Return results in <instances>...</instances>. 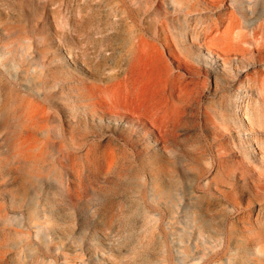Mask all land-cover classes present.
<instances>
[{"label":"rangeland","instance_id":"rangeland-1","mask_svg":"<svg viewBox=\"0 0 264 264\" xmlns=\"http://www.w3.org/2000/svg\"><path fill=\"white\" fill-rule=\"evenodd\" d=\"M40 1L0 0V264H264V104L196 48L258 56L264 0ZM13 90L45 106L25 128L48 140L38 165L5 153ZM106 111L139 121L110 130ZM175 223L200 261L175 260Z\"/></svg>","mask_w":264,"mask_h":264},{"label":"bare ground","instance_id":"bare-ground-1","mask_svg":"<svg viewBox=\"0 0 264 264\" xmlns=\"http://www.w3.org/2000/svg\"><path fill=\"white\" fill-rule=\"evenodd\" d=\"M210 1H215V0H210ZM39 3H41V1ZM88 4H86V5H88ZM77 5H79V4H77ZM211 6H213V5H211L210 2L205 3V7L206 8H210ZM74 9H76V6H75ZM93 9H94V7H93ZM62 16H64V15H62ZM65 17L67 18V16H65ZM82 20H84L83 17L79 21L78 20H73L72 23H73L74 27L78 28L79 30L80 29L83 30V28H85V27H84V24L82 23ZM92 22H94V21H92ZM71 30L72 29H70V31ZM86 31H87V28H86ZM253 32H254V41H253L254 46L253 47H254V49L258 50V52H259L258 56L252 55L253 53L251 54L250 47H248L247 45H238L235 48V52H233V54H232L234 56H230V57H227V58H223V57L221 58L218 52H215L214 50H212V48H216V47L211 41L210 42L209 41H201L200 43H198L196 45V48L200 49V52H202V54H204V59H202L203 60L202 61L203 65L208 66L214 72L215 71L224 72L226 74L227 79L228 78H232V80H233V79L237 78V83H235V84L240 86L241 89L244 90V93L248 94V90L247 89H252L254 92H256L258 94V98L261 101V104L262 103L264 104V62H263L264 61V22L262 21L256 27H254L253 28ZM82 34H83V32H82ZM59 35H61V34H59ZM119 50H120V48H119ZM13 51L15 52V50H13ZM62 52L64 53V56L66 55L65 56L66 57V63L70 66L69 68H70V70L72 71L73 74H78L76 72H80V73L86 74V76L88 74H89V76L93 74L91 66H89V64L87 62L81 61L72 52V49L66 47V48H64L62 50ZM11 55H13V54H11ZM128 58H130V57L128 56ZM133 58L134 57H132L131 59L133 60ZM217 58H221V60H218V62H217ZM261 61H262V63H260V65H259L258 63L261 62ZM129 62H130V60H129ZM41 77H43V76L41 75ZM241 77H242V79H241ZM214 81L218 82V80H216V78L214 79ZM222 81H224V80H222ZM27 91H29V90H27ZM5 109H8L13 114V117L16 118L17 121L19 122V127H16V129L12 132V136L9 138V140L7 142L8 146H6V148H5V150H6L5 153H7L9 155H12V156L21 157L22 159H27L28 161L33 160L34 163L38 165L39 163H37V161H39V159H37V158H38V156H42V154L44 153V148H45V143L44 142L48 141V140H45V141L44 140H40L39 137H37L34 133L27 131L25 128H26V126L28 124H31V125H33V124L37 125L38 124L39 126H41L40 122H42V119H41L40 115H41L42 111H44V109H45L44 104L42 102H40V101H35L33 99H28L25 96H23L19 91L13 90L10 93V95L9 96L7 95V97H6ZM236 115H237L238 118H240L242 120H243V118L245 119L244 120V125H243L245 130H250L251 131L254 128H256V126L254 125L253 120L250 118L249 111H247V109H245L244 107L239 108L236 111ZM132 117L138 118V116L136 114H132ZM134 118H131V116L130 117L126 116L125 114H122V113H114V112H107L106 111V112H103V113L97 115L96 120L98 122H100V123L105 124L106 128H108L110 130H113V129L117 130V129H119L120 127H122L124 125H128L129 122L133 123V121H135V120L139 121V119L137 120V119H134ZM245 121H246V124H245ZM242 123H243V121H242ZM153 134H154V138H156L155 133H153ZM154 141L157 142V139H155ZM254 146L256 148H258V151H259V152H256V156L264 157V150L262 149V147L259 146L257 143ZM219 153H221V151H219ZM252 154L255 155L254 152ZM31 158H35V159H31ZM214 176H215V174H214ZM221 178H222V176H221ZM162 189H164V188H162ZM166 192H168L167 189H165V193ZM168 195L170 196L169 193H168ZM157 198H158V196H157ZM183 201H185V200H183ZM164 202H165V199H164ZM164 202L162 201V203H164ZM186 202H189V201L187 200ZM186 202H181V208H180L181 210L180 211L182 213L186 209V207H188L189 205L192 206L191 204H188V203L186 204ZM167 203H169V202H167ZM158 204L160 205L159 202H158ZM167 205H166V208H167ZM171 206L169 208H171ZM189 210H190V208H189ZM176 212H178V211H176ZM182 215L184 217V214H182ZM205 215H207V214H205ZM176 216H178V214ZM181 216H179V217H181ZM207 217H208V215H207ZM173 218H176V217H173ZM169 219H170V217H169ZM177 219H178V221H180V218H177ZM171 220H173V219H171ZM170 223H173V222L171 221ZM185 223L187 224L186 220H185ZM176 224L177 223H175V225H173V226H170L171 230H172V227H174L176 229V231H178V233H175L176 235L173 234L174 236H176L175 237L176 239L173 241L174 245H175L174 247H175V250H176V252H175L176 255L174 254L176 256V259L175 258L174 259L176 261L178 260L180 263L181 262H186V258L188 259L189 262H196L197 260L200 261V259H202L205 256L206 251L203 250L204 248L203 249L202 248H198L197 246H195L193 244L192 249L189 248L191 251L189 253H187V251L185 250L186 249L185 248L186 247L185 240L182 238V235H181L183 233V230H182V228L180 226H178ZM179 224H181V223L179 222ZM189 229H190V227H189ZM163 230H165V229H163ZM180 231H182L181 234H180ZM188 234H189L188 236H191L190 233H188ZM196 234H198V233H196ZM167 235H169V234H167ZM204 240H205V238H204ZM172 246L173 245H171V247ZM172 249H173V247L171 248V250ZM187 250H188V248H187ZM168 255H169V253H168ZM171 260H170V262H171ZM172 262H173V260H172ZM214 262H216V261H214ZM184 264H187V263H184Z\"/></svg>","mask_w":264,"mask_h":264}]
</instances>
